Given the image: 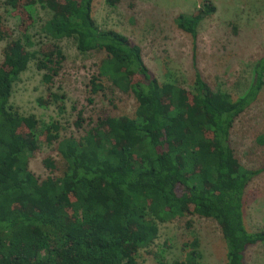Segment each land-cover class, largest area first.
<instances>
[{
    "label": "trees",
    "instance_id": "trees-1",
    "mask_svg": "<svg viewBox=\"0 0 264 264\" xmlns=\"http://www.w3.org/2000/svg\"><path fill=\"white\" fill-rule=\"evenodd\" d=\"M6 3L18 19V35L13 38L0 25V39L7 43L0 64V264H140L137 252L157 237L158 223L186 215L219 225L225 264H247V250L264 242V231H249L243 214L245 190L261 170L239 163L230 134L263 84L264 56L254 83L237 98L212 89L197 69L189 92L160 83L138 44L100 27L92 16L93 0ZM36 3L51 11L41 26L47 38L71 39L80 53L102 55L90 91L104 93V79L132 94L137 102L132 117L100 109L88 119L73 107L82 134L60 137L57 121L39 128L35 115L12 108L13 83L31 60L48 88L65 60L53 42L30 50L35 21L30 7ZM214 12L213 3L204 0L198 11L177 14L174 23L195 46L201 21ZM64 98L49 91L38 103L59 105ZM41 143L55 145L63 163L59 174L50 155L43 159L45 178L29 169V156ZM185 245V258L172 264H201L198 240Z\"/></svg>",
    "mask_w": 264,
    "mask_h": 264
},
{
    "label": "rangeland",
    "instance_id": "rangeland-1",
    "mask_svg": "<svg viewBox=\"0 0 264 264\" xmlns=\"http://www.w3.org/2000/svg\"><path fill=\"white\" fill-rule=\"evenodd\" d=\"M204 0H120L111 5L107 0H93L92 16L106 29H114L138 44L152 74L160 83H171L193 91L194 71L215 91L230 94L233 98L246 93L255 81V68L264 56V0H209L215 12L205 17L199 27L195 46L191 36L174 23L179 13L198 11ZM35 21L29 32L34 46L53 42L61 47L65 60L54 83L47 87L42 81L43 71L31 60L13 83L10 104L20 115H35L38 127L55 120L60 125V137L82 134L77 129L76 112L83 110L86 118H94L100 109L113 116L134 115L137 102L130 93L115 90L103 79L104 93L90 91V79L97 73L101 54L80 53L71 39L58 41L47 38L41 30L51 11L40 3L30 7ZM0 25L18 35V19L6 0H0ZM6 39H0V64ZM50 89V90H48ZM49 91L63 93L60 106L42 105ZM91 99L92 101H90ZM230 143L239 163L245 168L261 170L244 193V223L251 231H264V72L263 84L256 98L236 119L230 134ZM55 145L39 144L29 156V169L38 177L49 175L43 164L50 155L58 166L63 163ZM196 238L201 264H225V244L219 225L206 218L186 215L158 223L154 241L137 252L140 264H172L185 258V245ZM247 264H264V242L245 253Z\"/></svg>",
    "mask_w": 264,
    "mask_h": 264
}]
</instances>
